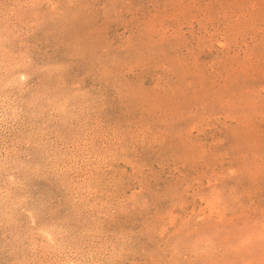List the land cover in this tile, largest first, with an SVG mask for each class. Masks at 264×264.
I'll return each mask as SVG.
<instances>
[{"label": "rangeland", "instance_id": "obj_1", "mask_svg": "<svg viewBox=\"0 0 264 264\" xmlns=\"http://www.w3.org/2000/svg\"><path fill=\"white\" fill-rule=\"evenodd\" d=\"M0 264H264V0H0Z\"/></svg>", "mask_w": 264, "mask_h": 264}]
</instances>
